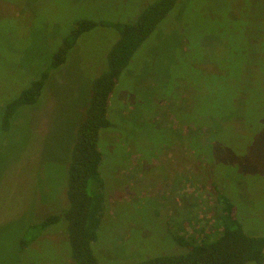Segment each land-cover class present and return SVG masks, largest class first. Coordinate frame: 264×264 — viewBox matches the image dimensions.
<instances>
[{
    "label": "rangeland",
    "instance_id": "1",
    "mask_svg": "<svg viewBox=\"0 0 264 264\" xmlns=\"http://www.w3.org/2000/svg\"><path fill=\"white\" fill-rule=\"evenodd\" d=\"M158 1L0 0V264H76L63 216L79 129L121 27ZM83 21L99 26L53 68ZM47 73L39 100L16 107ZM109 118L99 264L185 255L177 233L216 241L226 200L264 237V0H178L119 77Z\"/></svg>",
    "mask_w": 264,
    "mask_h": 264
},
{
    "label": "trees",
    "instance_id": "2",
    "mask_svg": "<svg viewBox=\"0 0 264 264\" xmlns=\"http://www.w3.org/2000/svg\"><path fill=\"white\" fill-rule=\"evenodd\" d=\"M178 0H159L149 6L139 18L121 27V39L108 55L106 69L97 79L91 106L86 112L85 122L78 133V142L69 166L68 198L70 208L63 219L68 224L69 242L72 257L76 264H99L93 245L98 239V230L102 224L104 204V183L101 177L103 155L99 142L102 132L111 128L109 118V101L119 77L130 66L132 59L143 44L155 32ZM97 22L83 21L77 24L64 46L56 54V64L60 67L67 60L78 40L87 32L97 28ZM48 73L44 74L23 91L16 102V107L36 103L43 91ZM91 182L99 185L95 193L91 192ZM223 212L221 236L213 241V236L205 234L185 239L177 233L176 242L187 248V254L181 256H162L141 264H264V237L248 235L238 222L234 205L226 200ZM61 221L51 217L41 224L46 230L50 225Z\"/></svg>",
    "mask_w": 264,
    "mask_h": 264
}]
</instances>
